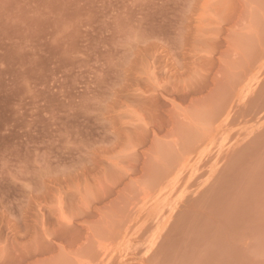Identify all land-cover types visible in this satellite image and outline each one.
<instances>
[{
    "label": "rangeland",
    "instance_id": "obj_1",
    "mask_svg": "<svg viewBox=\"0 0 264 264\" xmlns=\"http://www.w3.org/2000/svg\"><path fill=\"white\" fill-rule=\"evenodd\" d=\"M0 264H264V0H0Z\"/></svg>",
    "mask_w": 264,
    "mask_h": 264
}]
</instances>
